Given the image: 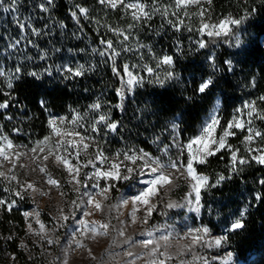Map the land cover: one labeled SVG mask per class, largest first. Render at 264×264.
I'll use <instances>...</instances> for the list:
<instances>
[{
    "label": "trees",
    "instance_id": "obj_1",
    "mask_svg": "<svg viewBox=\"0 0 264 264\" xmlns=\"http://www.w3.org/2000/svg\"><path fill=\"white\" fill-rule=\"evenodd\" d=\"M135 0H125V3ZM149 5L146 10L151 13L150 20L141 19L134 22L131 11L125 10L123 4L112 8L107 0H3L0 6V102L8 100L10 107L0 109V135L7 136L15 145L35 148L38 142L51 136L48 121L52 117H69L75 115V109L84 115L81 123L88 128L93 118L99 115H110L121 125L119 133L105 130L103 139L96 136V143L91 148L112 151L113 154L128 148L150 152L154 156H162L163 146L170 144L172 139L171 122L183 116L181 129L182 140L194 136L203 119L207 116L215 100H220L221 124L224 125L236 116L237 109H243L245 103H255L256 108L264 112V0H212L210 7L211 20L218 21L229 15L240 18L250 9H255L233 32L239 37L237 45L234 39L220 37L210 42L209 48L196 51L193 43L200 37L195 31L200 20L196 15L198 7L190 6L188 16L181 11L177 16L164 18L159 12L152 10L153 0H140ZM170 0H155V7L163 9ZM11 4L12 10H5ZM40 5L47 10L42 11ZM208 7V5H204ZM80 8L87 10L81 13ZM75 13V16H73ZM169 20H183L181 31H176ZM19 24H24L21 29ZM134 25L133 27H129ZM193 28L192 32L187 27ZM112 29H118L129 35L128 41L121 45L122 36L116 35ZM111 39L114 47L121 52L116 58L117 67L123 64L132 68L134 74L145 77V84L135 91L125 92L124 110L114 105L120 103L117 89L119 79L112 71V61L105 62L94 49H100L99 38ZM19 41L17 44L16 42ZM179 41L182 52H177ZM15 44V48L9 45ZM215 44V46H213ZM143 46V47H141ZM122 47H131L132 51L123 52ZM59 49L60 51H56ZM215 53L217 71L208 60L209 54ZM234 53H239L235 55ZM164 54L178 57L174 68L161 66L156 72L163 77L166 71H174L180 82L161 87L143 71L144 66L155 67L157 60ZM231 60V71L224 63ZM84 65L86 71L82 77L66 80L59 74L52 77L46 74L36 79L28 73H43L45 67L53 70L57 66L75 67ZM16 67L21 68V78H12V87L8 88V77ZM213 76L215 89L212 99L208 102L196 97L188 101L193 84L183 83L195 78L198 83L203 76ZM10 93L9 95H6ZM43 100L48 105L45 111L40 106ZM99 102V110H91L90 105ZM6 117H11L8 119ZM252 128L264 134V120L251 117ZM103 127V125H100ZM19 129V132L15 131ZM83 133L84 129L77 128ZM219 132V129L217 130ZM228 139V143L239 149L238 155L248 157V150L243 145L242 132ZM158 138V140H157ZM156 140V143L153 141ZM258 147H264V139L257 137ZM72 162L74 159L70 158ZM81 160V157H80ZM230 153L224 151L208 158V163L197 165V171L215 181L217 175L232 176L231 180L223 181L218 187L202 192L201 223L207 225L214 233L224 232L228 249L242 264H264V202L255 200V195H264V185L258 181L264 178V166L253 162L241 166L242 170L233 173L230 170ZM52 176L59 179V173L53 170ZM0 193L3 200L15 206L11 211L0 206V264H53L36 247L28 254L20 243L27 241L25 216L22 212L31 205L30 201L14 193V188L3 183ZM127 187V183H118L111 192L115 198ZM245 212L241 217L240 213ZM240 219L244 228L230 232V225ZM28 242V241H27Z\"/></svg>",
    "mask_w": 264,
    "mask_h": 264
},
{
    "label": "snow or ice",
    "instance_id": "obj_2",
    "mask_svg": "<svg viewBox=\"0 0 264 264\" xmlns=\"http://www.w3.org/2000/svg\"><path fill=\"white\" fill-rule=\"evenodd\" d=\"M16 0H11V4H15ZM109 5L112 8H116L118 4H123L125 10L131 11V18L134 22H139L141 19L150 20L152 18L151 13L146 10L149 5L140 2V0H135V2L125 3V0H107ZM48 3L51 4L52 0H48ZM100 3H105V0H100ZM11 4L5 10L15 9L11 8ZM155 0H153L152 10L154 12H159L160 15L164 18H167L169 15V9H173L171 15L177 16L181 11L184 16H188V8L190 6L198 7V12L196 15L199 17L200 23L195 31L200 35V37H206L207 39H198L193 43L197 46L196 51L200 49L209 48L210 42H214L218 40L220 37H227L230 39H234L236 44L240 43V39L233 32L234 27H239L247 16L254 12L255 9H250L247 13L243 14L240 18H234L229 15L224 17L223 19H219L217 22L212 23L211 15H210V7L212 4V0H170L167 6H164L163 9L155 7ZM208 5L205 7L204 5ZM0 6H3V0H0ZM42 11H46L47 9L40 5ZM79 11L81 13L86 14L87 10L84 8H80ZM75 16V13H73ZM169 23L175 28L176 31H181V26L183 25V20H178V22H173L169 20ZM134 25H130L129 27H133ZM19 27L23 29L25 27L24 24H19ZM112 31L118 35L122 36L123 40L121 41V45L124 42L128 41L129 35H126L124 32L119 31L118 29H112ZM187 31L192 32L193 28L191 26L187 27ZM99 44L103 45L100 49H94L100 57L105 58V62L108 60L112 61V71L119 79L120 87L117 89V96L120 97V103L114 105V107L119 110H124L123 100L125 99V92H133L136 88L142 87L145 84V77L139 74H134L132 71L133 67L136 65L129 66L128 64H123L121 67H117L116 58L121 56V52L117 51L114 47V42L111 39L99 38ZM17 44L19 41L16 42ZM15 44L9 45V47L15 48ZM215 46V44L213 45ZM143 47V46H141ZM177 52H182V48L180 46L179 41L177 42ZM56 51H60L57 49ZM123 52L132 51L131 47H122ZM235 55H239V53H234ZM157 60L155 67H149L147 65L144 66L143 71H145L149 76H153L154 79L147 81L148 83H155L161 87L170 86L174 81L180 82V77L174 71H166L165 75L161 77L156 69L161 66H168V68H174L178 63V57L174 59L173 55L164 54L160 57H154ZM208 60L213 68V72L217 71L216 57L215 53L212 52L208 56ZM226 65H228V71H231V60L224 61ZM87 69H85L84 65H77L75 67L61 65L57 66L54 70L50 67H45L43 73H37L35 71L28 73V75L40 79L42 75L46 74L49 77H52L55 74L61 75L63 79L71 80L73 78L82 77L85 75ZM21 68L16 67L12 77H8L7 87L11 88L13 85L11 83V79L15 78L19 80L21 78ZM4 71L0 70V76H4ZM183 83L193 84L194 87L191 89V95L187 96L186 99L188 101H194L196 97H199L200 100L204 102H208L212 99V93L215 89V83L213 76H208L207 78L201 77L200 81L197 83L195 78L190 81H185ZM2 92V89H0ZM10 96V93L6 94ZM260 100L264 101V96L259 97ZM221 101L215 100L212 104L211 109L209 110L207 117L201 123L198 132L194 136L188 137L187 141L182 140L183 130L181 129V124L183 123V116L179 121L173 118L171 122L172 129V139L170 144H166L162 149V156H154L148 151H145L143 148L134 149L128 148L123 152H117L113 156H106L103 150H98L95 152V157L87 159L86 162H80L81 153L83 152L85 156L88 155L87 150L91 147L92 143H96L98 148V141H96V136H90L88 133H94L103 139L105 130L111 133H119L121 125L118 121L113 120L110 115H99V118H93V121L89 122L88 128H85L81 121L85 118L80 112L73 109L72 111L75 113L71 118L69 117H61V118H51L48 121V126L51 129L52 135L59 137V140L52 146L48 147L49 142L51 141V136L45 137V139L41 142L37 143L35 148L30 149L32 152H45L47 148L48 155H53L56 151H63L68 155H55V159L61 163L64 168L68 171L70 180L69 183H75V185L81 186L85 189L100 187V181H105V185L100 187V191L98 193L86 192L87 201L85 202L88 206V210L83 211L84 217H89L95 214L96 211H102V204L99 200H97V196H103L104 199L108 198V194L112 192L117 184L121 181H129L132 186L136 187V191L127 197H121V203L123 206H128L129 203L133 206L132 216L135 219V213L137 211V206H143L145 210V220L147 223V219L152 216L153 212L156 210L157 205L155 200L159 199L164 190H170L172 187L177 185V181L181 178L185 180V183L189 187V191L185 196V204H178L169 202L166 207L169 209L172 208H181V207H190L192 211L199 212L201 207L202 200V192L210 189L218 187L223 181L231 180L232 176H226L224 174L217 175L214 182H209V177L207 175H203L197 171V165H203L208 163V158L215 156L217 153H222L227 151L230 153V170L233 173H237L241 171V166L250 164V162H255L264 166V149H248V157H241L238 155L239 149L233 148L231 144H229L228 138L231 136H235L236 133L232 131L233 129H245V124L251 125L252 120L248 119L244 121L238 116H233L232 119L227 121L226 124H221ZM40 106L47 111L48 105L45 101H40ZM10 107V102L8 100H4L0 102V109H8ZM89 108L93 111L99 110L101 108V104L96 102L89 106ZM243 108L250 109L248 111L247 116L252 117L255 114L257 119L264 120V112L259 111L255 103H246ZM238 113L243 114V109H237ZM11 119V117H6ZM68 125H71L70 127ZM103 125V127H100ZM77 128L84 129L83 133L77 131ZM219 129V134L217 130ZM0 131H2V127H0ZM15 131L19 132V129H15ZM248 135L244 138L245 143L252 141L253 133L257 137H261L264 139V134L260 131L253 130L252 127L247 128ZM158 140V138H157ZM0 158L4 161L11 162L12 154L18 158L20 156L19 152H14L15 146L12 141L8 139L7 136L0 135ZM156 143V140L153 141ZM175 148V155L170 154V149ZM70 149H75V154L69 151ZM256 152V155L252 153ZM48 155L44 156V159H48ZM68 156H73L78 162L76 164H72L69 160ZM166 158V159H165ZM97 165H100L99 167ZM91 168L94 170L91 175L87 172L83 174V179L81 178V170L84 168ZM2 167V165H0ZM42 172L45 171L44 168L40 169ZM6 176V173L0 172V177ZM11 179H16L15 175L11 177ZM84 179L94 180L95 183L88 185L84 183ZM48 183L59 187V182L55 179L49 177ZM259 184L264 185V178L258 181ZM27 188H33L31 184L27 185ZM79 191V187L76 188ZM16 195L20 196L23 199V196L17 192ZM255 200L264 202V195L257 193L255 195ZM75 204V202H73ZM0 206L6 207L7 211H11L15 206V202L8 203L4 200H0ZM245 211L240 213V216L243 217ZM24 215L27 217L29 213L25 212ZM70 217L68 215L62 216L63 220H68ZM80 231L92 233L93 235H107V230L109 229V224L101 223L96 220H79ZM244 223L237 219L233 222L228 231L233 232L239 229L244 228ZM31 227V226H29ZM41 230L44 229V225H40ZM103 230V231H99ZM120 235H124L123 232ZM149 237L153 236V233H147ZM210 237V232L207 227L196 228L195 230H190L187 232L182 238L190 239L192 245H198L204 243L208 247L213 245L219 247L223 242L227 241V236L221 237H211L210 239H206ZM160 239L167 242L169 240V236L164 235L161 236ZM51 243V241H49ZM142 246L144 248H149L152 246L149 252V255L156 257L159 253V256L165 257L164 259H153L151 264H166L168 259L171 257L167 256L166 253L159 252V242L155 239H145L142 242ZM82 246V245H81ZM190 250V248L188 249ZM129 256L133 254L131 252L128 253ZM228 259H231V254H229ZM134 264V261L131 262Z\"/></svg>",
    "mask_w": 264,
    "mask_h": 264
},
{
    "label": "rangeland",
    "instance_id": "obj_3",
    "mask_svg": "<svg viewBox=\"0 0 264 264\" xmlns=\"http://www.w3.org/2000/svg\"><path fill=\"white\" fill-rule=\"evenodd\" d=\"M210 22L217 21L211 20ZM248 111L250 109L243 108V114L238 113L236 116L247 121L251 119L247 116ZM248 127L252 126L245 124L244 130L233 129L232 131L242 132L245 138L248 135ZM244 138L243 145L247 150L264 149L263 146L258 147L257 136L254 133L252 141L245 143ZM58 140L59 137L52 135L48 147H52ZM13 145L15 146L14 152H19L20 156L17 158L13 153L11 162L0 158V165H2L0 172L6 173V176L0 177V186L5 183L7 186L13 187L15 195L19 192L31 203L22 212L23 216H25V212L29 213L27 217L25 216L28 242L23 240L20 243V246L28 254L32 253V247H36L53 264H131L132 261L134 264H151L153 259H164L165 257L159 256V253L156 257L149 255L152 246L144 248L141 242L145 239H155L159 242V252L166 253L171 257L166 261V264H242L230 252L225 242L219 247L215 245L208 247L204 243L192 245L190 239L182 238L190 230L200 227L209 229L200 221L201 209L199 212H195L187 206L172 209L166 207L169 202L186 203L184 198L189 187L183 178L177 181L175 187L164 190L163 195L155 200L157 208L147 219V223L144 222L146 213L143 206H137L135 219H133L131 203L126 207L121 203L122 196L127 197L136 191V187L132 186L129 181H121V183H127V187L121 190L115 198H111V192L107 199L97 196V200L102 204V211H96L94 215L84 217L83 211L88 210L85 203L88 197L85 193H98L100 187H103L106 182L101 180L100 187L92 188L90 186L87 189L75 185L74 182L69 183L68 171L55 159V155L67 156V153L56 151L53 155H48L47 148L43 153L39 150L34 153L30 151L32 148L17 146L14 143ZM98 150L90 147L87 150V156L82 152L80 162H86L89 158L94 159L95 152ZM69 151L74 156L75 149ZM175 153L176 149L171 148L170 154L174 156ZM104 154L106 156L115 155L109 150ZM252 154L256 155L257 153L253 152ZM45 155H48V159H44ZM73 156H68L69 160L70 158L74 159ZM74 160L75 162L70 160L72 164L78 162L76 159ZM41 168H44L45 171L42 172ZM53 170L59 173V179L52 176ZM93 171L91 166L82 169L81 178L83 179L85 172L91 175ZM13 175L16 179H11ZM49 177L57 180L60 186L49 184ZM84 183L91 185L95 181L84 179ZM29 184L33 188H27ZM77 187H79V191L76 190ZM2 194L4 195V192L0 193V200H3ZM64 215H68L70 218L65 221L62 219ZM85 219L109 224L107 235H93L80 231L79 220ZM41 224L44 225L43 230L40 228ZM121 232L124 235H120ZM149 232L153 233L152 237L147 235ZM209 232L210 237L206 239L224 236L225 231L217 234L209 229ZM164 235L169 236L167 242L160 239ZM189 248L190 250H188ZM129 252L133 255L129 256ZM229 254H231V259H228Z\"/></svg>",
    "mask_w": 264,
    "mask_h": 264
}]
</instances>
